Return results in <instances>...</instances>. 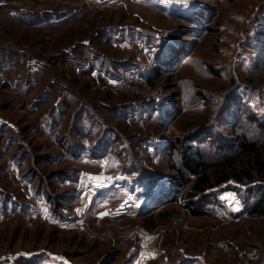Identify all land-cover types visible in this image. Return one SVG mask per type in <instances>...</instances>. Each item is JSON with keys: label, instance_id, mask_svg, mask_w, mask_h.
I'll return each instance as SVG.
<instances>
[{"label": "rangeland", "instance_id": "374dc122", "mask_svg": "<svg viewBox=\"0 0 264 264\" xmlns=\"http://www.w3.org/2000/svg\"><path fill=\"white\" fill-rule=\"evenodd\" d=\"M240 133L264 153V0H0V264H264L263 181L195 196L168 153L239 168Z\"/></svg>", "mask_w": 264, "mask_h": 264}, {"label": "trees", "instance_id": "16d2710c", "mask_svg": "<svg viewBox=\"0 0 264 264\" xmlns=\"http://www.w3.org/2000/svg\"><path fill=\"white\" fill-rule=\"evenodd\" d=\"M166 63L170 64L172 61L167 60ZM170 115L166 114V117ZM192 141L179 137L171 143L168 153L173 157L177 155V179H179V182L182 184L192 183L193 195L196 196L198 193L204 194L207 189L213 188L220 182L230 179L238 182H252L258 178L260 181H263L262 183L264 184V153L257 149L255 144L249 141L245 134L240 133L236 135V142H234L236 147L248 156L239 168L236 167V155L228 157L226 161L221 162L218 166H209L203 159L200 145ZM97 146V155L100 154L99 152H104L106 149L104 148V143H99ZM210 169L214 171H223V174L214 181L208 174V170ZM191 176H195L196 179L193 180ZM162 184V187L159 189L160 194L155 198L160 200L171 199V189L165 186V181H163ZM259 190L263 192L264 185ZM253 205L252 213L264 215V193L254 201ZM193 212L195 214L199 213L195 210Z\"/></svg>", "mask_w": 264, "mask_h": 264}]
</instances>
